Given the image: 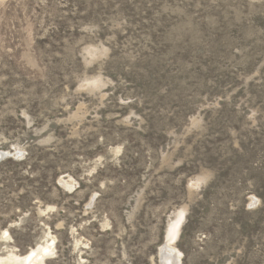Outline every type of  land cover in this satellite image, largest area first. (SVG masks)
I'll return each mask as SVG.
<instances>
[{
	"label": "rangeland",
	"instance_id": "1",
	"mask_svg": "<svg viewBox=\"0 0 264 264\" xmlns=\"http://www.w3.org/2000/svg\"><path fill=\"white\" fill-rule=\"evenodd\" d=\"M0 151V259L264 264V0H0Z\"/></svg>",
	"mask_w": 264,
	"mask_h": 264
},
{
	"label": "bare ground",
	"instance_id": "2",
	"mask_svg": "<svg viewBox=\"0 0 264 264\" xmlns=\"http://www.w3.org/2000/svg\"><path fill=\"white\" fill-rule=\"evenodd\" d=\"M4 235H7V231H4ZM8 236V235H7ZM162 263L163 264H178L179 258L174 252V248L163 245ZM53 250L49 246H36L28 250V252L22 256H14L1 258L0 264H45V257ZM160 256V255H159Z\"/></svg>",
	"mask_w": 264,
	"mask_h": 264
},
{
	"label": "water",
	"instance_id": "3",
	"mask_svg": "<svg viewBox=\"0 0 264 264\" xmlns=\"http://www.w3.org/2000/svg\"><path fill=\"white\" fill-rule=\"evenodd\" d=\"M11 156H12V154L9 153V152L0 151V161L4 160V159H6V158H9V157L11 158ZM163 250H164V249L161 248V249H160V253H159V254H160V264H163V263H162V260H163V259H162V256H163V255H162Z\"/></svg>",
	"mask_w": 264,
	"mask_h": 264
}]
</instances>
